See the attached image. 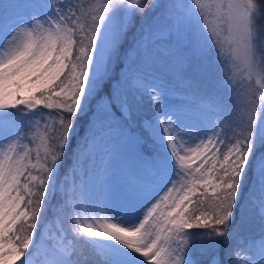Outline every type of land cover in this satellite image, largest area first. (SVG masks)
<instances>
[{"label":"snow or ice","instance_id":"snow-or-ice-1","mask_svg":"<svg viewBox=\"0 0 264 264\" xmlns=\"http://www.w3.org/2000/svg\"><path fill=\"white\" fill-rule=\"evenodd\" d=\"M0 264H264V0L0 13Z\"/></svg>","mask_w":264,"mask_h":264},{"label":"rangeland","instance_id":"rangeland-1","mask_svg":"<svg viewBox=\"0 0 264 264\" xmlns=\"http://www.w3.org/2000/svg\"><path fill=\"white\" fill-rule=\"evenodd\" d=\"M15 2L16 0H0V13L10 10V6ZM170 99H172L174 103H179L181 99V94L176 93ZM129 161H130L129 149L126 146H122L119 150H117V155L114 157L112 163L114 164L115 167L118 168L120 164H127ZM84 164H85V169H88L92 166V161L90 159L85 160ZM95 164H96L97 173L99 174L103 169V165L101 164L99 157H97ZM63 171L64 170H62L61 173H63Z\"/></svg>","mask_w":264,"mask_h":264},{"label":"trees","instance_id":"trees-1","mask_svg":"<svg viewBox=\"0 0 264 264\" xmlns=\"http://www.w3.org/2000/svg\"><path fill=\"white\" fill-rule=\"evenodd\" d=\"M68 163H69V161H68V159L66 158V159H65V164H64V166L61 168V171L64 170V168L68 165Z\"/></svg>","mask_w":264,"mask_h":264}]
</instances>
